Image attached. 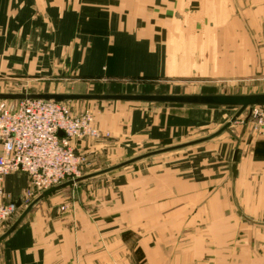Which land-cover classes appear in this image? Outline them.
<instances>
[{
  "label": "rangeland",
  "instance_id": "1",
  "mask_svg": "<svg viewBox=\"0 0 264 264\" xmlns=\"http://www.w3.org/2000/svg\"><path fill=\"white\" fill-rule=\"evenodd\" d=\"M172 1H179L181 8L178 3L173 7ZM133 2L130 1L128 8L124 9L120 6L122 0H64L63 3L50 0L47 7L39 2L40 6L33 9L30 16L23 10L26 0L9 2V14L5 17V24L0 25V92L40 93L57 82H83L90 88V93L264 92V0H149L147 11L137 8L138 15L133 13L130 16V6L136 8L140 5L139 1ZM157 6L163 9L158 10ZM147 26H155L158 32L153 40L164 42L166 64L163 73L150 71L152 66L136 63L130 66L133 71L124 76L115 70L120 66L108 64L112 58L104 62L105 65L98 64L96 58L102 57L105 61L116 52L126 53L124 49L109 47V42L124 44L128 41L132 49L127 51L132 52L134 60H142L145 49L140 47L141 39L146 37L141 38L143 33L139 31ZM118 29H121L120 32ZM182 60L198 62L183 64ZM67 103L74 114L88 113L92 126L98 132L97 138L84 140H94L93 143L88 142L91 145L86 150L77 146L79 153L85 157L82 175L152 150L208 136L219 130L238 110L237 107L218 106L177 109L173 115L179 117L181 125L173 133L179 134H173L167 142L148 143V140L123 137L118 130H107L102 125L104 115H119L125 123L126 115L134 108L169 104L122 100H71ZM127 143L132 145L127 147ZM237 145L242 150L244 164L242 174L233 184L229 178V163ZM11 174L18 175L17 179L22 180L24 173ZM210 181L214 187L228 184L230 207L227 212L230 217L237 218L232 197L236 195L235 185L241 188L238 189V201L240 206L242 203V208L254 213L264 207V194H259L264 192V133L256 128V120L249 109L228 130L213 139L144 158L78 182L73 184L77 186L74 193L68 188L70 186L54 193L63 192L62 195H66L64 199L70 198L71 201L78 199V193L83 201L85 197L88 201H115L117 219L130 215L132 218L131 230V227L117 225L121 233L132 231L138 234L145 228L148 234L162 231L200 234L210 227L203 223L210 210L190 209L189 216L197 217L196 223V220H187L185 225L162 224L163 216L158 218L156 205L157 202L206 200L208 193L200 188H196L197 192L193 190L211 184ZM88 185L90 189L86 190ZM170 186L175 187V192ZM29 188L28 179L26 187L20 190L22 197L26 196ZM6 194L10 199L17 196L7 191ZM39 194L28 196V201L31 202ZM66 205L62 204L58 210L67 212L68 208L67 211L61 209ZM22 211L23 207H18L11 220L0 224V235ZM212 211L214 214L216 210ZM168 212L171 208H167ZM103 214L101 211L100 215ZM145 218L150 221L148 226L140 224ZM245 232H249L247 227ZM200 244L204 245V242ZM213 244L215 247L219 242L214 241Z\"/></svg>",
  "mask_w": 264,
  "mask_h": 264
},
{
  "label": "crops",
  "instance_id": "2",
  "mask_svg": "<svg viewBox=\"0 0 264 264\" xmlns=\"http://www.w3.org/2000/svg\"><path fill=\"white\" fill-rule=\"evenodd\" d=\"M49 1L26 0V6L23 10H26V15L30 16L32 10L40 6L39 2L41 4L44 3L45 7H47ZM57 1L63 3L64 0ZM130 1L132 3L135 0H122L121 8H128ZM136 1H139L140 5L136 8L134 5H132L134 7L130 6V16L133 13L138 15L137 10H135L137 8H140V11H142V8L146 11L148 9L149 0ZM9 2L15 3V0H0V25L2 26L5 24V17L9 14L8 11L11 7ZM172 3L173 7L177 4L173 1ZM93 4L99 6L98 3ZM178 5L181 8L180 3ZM157 9L160 10L163 7L157 6ZM130 29V31H133L132 27ZM119 30L121 29H118V32H120ZM139 32L143 33L140 35L141 38L146 37L141 39L142 44L140 47L145 49L142 60H134L132 52L127 51V49H132L128 41L124 44L109 42V47L124 49L126 53L118 54L116 52L114 55H109L105 61L102 57L96 58L99 61L98 64L105 65L104 62L112 58V60L108 61V64L120 66L115 70H119L118 73L124 76L133 71L130 66L136 63L152 66L150 71L158 74L163 73L164 65L166 64L163 51L165 46L164 42L152 39L154 34L158 33L155 26L141 28ZM181 62L187 64L198 61L182 60ZM108 69L111 70L110 68ZM90 91V88L83 82H69L66 84L57 82L52 88L44 90L42 93L64 92L82 94L90 93ZM133 93L135 92L130 94ZM139 94L165 93L139 92ZM145 104L167 105L164 103ZM187 107L211 106L183 104L139 106L126 115L125 123L121 116L117 115L114 117V115L108 113L104 115L102 125L111 132L118 130L117 132H122L123 137L136 138L138 141L141 139V141L148 140V143L151 141L155 143L167 142L172 139L173 131L177 130L181 125L179 117H176L173 113L177 109L185 110ZM118 109L120 110V106H118ZM177 134L179 133L176 132L174 135ZM90 141L93 143L92 141L94 140L88 139L81 143L78 142L76 145L80 147V150H86L91 145L88 143ZM130 144L127 143L126 146L129 147L132 145ZM243 164L244 158L242 157L238 167L237 178L242 174ZM17 177L18 175L16 174H9L4 182L5 191L17 195L14 198L22 197L23 193L20 190L25 188L28 182V178L24 174L21 176L22 180H18ZM89 186H87L86 190L90 189ZM178 186L181 185H176V187ZM237 186L235 185L236 195L232 196L237 218L230 217L227 212L230 207V201L228 184L226 183L215 187L212 183L195 187L194 192H197L198 189L196 188H200L204 190L205 194L208 193L206 200L175 201L167 204L157 202L156 209L158 208L157 210L159 211L157 215L158 218L161 215L163 216L162 224L185 225L187 220L191 222L197 218L189 216L190 209L193 210L199 207L210 210L208 217H205L203 222L205 225L210 226L205 233L183 235L165 231L148 234V230H145V228L144 232L142 230L138 234H134L132 231L121 233L118 231L117 225L131 227V230L132 218L129 214L130 217L117 219V203L115 201L102 199L88 201L86 197L85 201H83L79 198V193L78 199L71 201L69 196L66 197L69 199H64L66 195H62L63 192H59L60 194L53 193L50 196H46V200H41L36 204L17 228L0 242V264H264V220L258 218H264V207H260L254 213H249L246 208H242V203L240 206L238 201V194L241 188ZM76 187L70 185L68 188L74 193ZM170 189L175 192V187L170 186ZM232 193H234V189ZM83 194L85 195L86 193L83 192ZM259 194L262 196L264 192L260 191ZM255 199L258 200L257 196H255ZM62 204H68L67 212L58 210ZM167 208H171V212L166 213ZM238 208H241L244 214L252 218L254 222L249 223L248 220H244L243 217L239 216ZM186 209L188 212H186ZM212 210H216L214 214ZM101 211L104 213L103 216L100 215ZM167 219H171V221H167ZM243 221H246V223ZM196 222L197 220L194 221V223ZM149 223L148 218L141 219L140 222L141 225L146 226ZM246 227L249 229L247 233L245 232ZM250 229L252 230L251 233ZM214 241L219 242V245L215 244L216 246L214 247ZM200 242H204V245L200 244Z\"/></svg>",
  "mask_w": 264,
  "mask_h": 264
},
{
  "label": "built area",
  "instance_id": "3",
  "mask_svg": "<svg viewBox=\"0 0 264 264\" xmlns=\"http://www.w3.org/2000/svg\"><path fill=\"white\" fill-rule=\"evenodd\" d=\"M264 133V105L249 108ZM88 113L74 114L67 102L42 99L0 100V224L16 214L17 198H8L4 182L11 173L27 175L28 196L83 174L85 157L77 143L97 138ZM68 204L61 209L67 211Z\"/></svg>",
  "mask_w": 264,
  "mask_h": 264
},
{
  "label": "water",
  "instance_id": "4",
  "mask_svg": "<svg viewBox=\"0 0 264 264\" xmlns=\"http://www.w3.org/2000/svg\"><path fill=\"white\" fill-rule=\"evenodd\" d=\"M42 99L46 102H67L71 100H122L139 103H164V104H183V105H205V106H226V107H237V112L231 117V119L225 123L216 132L188 142L175 144L172 146L159 148L152 150L141 155L132 157L128 160L120 162L115 165L107 166L106 168L94 171L88 174L81 175L75 179L67 180L59 185L50 187L40 192V194L34 198L31 202L26 203L22 197L17 198L16 204L18 207H23V211L17 217V219L6 229V231L0 235V242L4 240L10 233H12L17 226L26 217L32 207L41 201L46 196L56 192L57 190L84 181L86 179L102 175L107 172L114 171L122 168L136 161L148 158L157 154L182 149L194 144H198L210 139H213L220 135L235 122L239 116L246 110L256 105H264V92L259 93H237V94H225V93H165V94H139V93H123V94H109V93H64V92H46V93H23V92H0V100H17V99ZM242 150L237 145L233 151L231 161L229 163V178L232 183H235L238 177V167L241 161ZM239 216L246 218L249 223H253V219L244 214L241 208H238Z\"/></svg>",
  "mask_w": 264,
  "mask_h": 264
}]
</instances>
